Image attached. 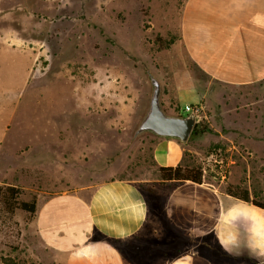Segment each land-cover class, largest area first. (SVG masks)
<instances>
[{
    "label": "rangeland",
    "instance_id": "obj_1",
    "mask_svg": "<svg viewBox=\"0 0 264 264\" xmlns=\"http://www.w3.org/2000/svg\"><path fill=\"white\" fill-rule=\"evenodd\" d=\"M185 3L0 0V187L16 186L19 199L31 201L115 179L144 184L148 229L117 243L131 264H165L205 246L166 216L154 135L134 137L150 73L161 82L163 108L186 116L192 104L205 130L185 143L186 163L201 165L207 184L249 188L264 201V82L223 84L195 64L181 37ZM212 249L219 259L263 264L214 241ZM65 260L43 242L34 215L8 211L0 194V264Z\"/></svg>",
    "mask_w": 264,
    "mask_h": 264
},
{
    "label": "crops",
    "instance_id": "obj_2",
    "mask_svg": "<svg viewBox=\"0 0 264 264\" xmlns=\"http://www.w3.org/2000/svg\"><path fill=\"white\" fill-rule=\"evenodd\" d=\"M181 37L190 59L213 80L231 86L264 82V0H186ZM153 137L159 165L183 163L184 143ZM156 185L170 224L205 245L203 253L186 249L165 264H236L219 259L213 241L226 254L264 264L263 209L206 182ZM150 211L137 180L115 179L37 199L33 215L41 239L66 256L65 264H131L115 241L133 242L145 233Z\"/></svg>",
    "mask_w": 264,
    "mask_h": 264
},
{
    "label": "trees",
    "instance_id": "obj_3",
    "mask_svg": "<svg viewBox=\"0 0 264 264\" xmlns=\"http://www.w3.org/2000/svg\"><path fill=\"white\" fill-rule=\"evenodd\" d=\"M204 131L205 130L200 128V124L196 123L193 128L191 136L198 135L200 133H203ZM153 162L159 171L161 181H168V182L193 181L200 184L204 182L205 173L203 167L201 165L194 164V162L191 164L186 163V158L184 159L183 163H179L178 165L175 166H161L154 160V158H153ZM141 189L145 197L148 199V197L145 194L144 184H141ZM227 192L245 201H250L257 207L264 210V201L256 197H252L249 188L238 187L237 190L233 186L229 185V187L227 188ZM19 193H20V189L16 186L9 185L5 187L2 186L0 187V194L2 195L3 203L8 211L13 213L16 211V209H23L30 212L31 214H34L37 209L36 197H34L31 201L20 200ZM148 201L150 204L149 199ZM118 241H122V240H118ZM118 241H115V243L117 244ZM122 251L124 252V250ZM157 254H159L158 250L157 252H152L151 258L154 259Z\"/></svg>",
    "mask_w": 264,
    "mask_h": 264
},
{
    "label": "water",
    "instance_id": "obj_4",
    "mask_svg": "<svg viewBox=\"0 0 264 264\" xmlns=\"http://www.w3.org/2000/svg\"><path fill=\"white\" fill-rule=\"evenodd\" d=\"M152 92L148 108L134 130V137L152 134L163 138H172L186 143L193 131L197 118L194 113L188 115L172 114L163 108L162 85L160 80L150 73Z\"/></svg>",
    "mask_w": 264,
    "mask_h": 264
},
{
    "label": "built area",
    "instance_id": "obj_5",
    "mask_svg": "<svg viewBox=\"0 0 264 264\" xmlns=\"http://www.w3.org/2000/svg\"><path fill=\"white\" fill-rule=\"evenodd\" d=\"M184 110L190 113H194L196 115V109L194 108L192 104H186Z\"/></svg>",
    "mask_w": 264,
    "mask_h": 264
}]
</instances>
